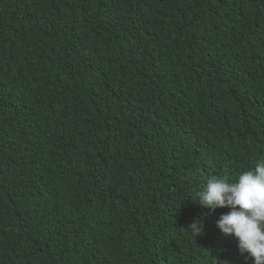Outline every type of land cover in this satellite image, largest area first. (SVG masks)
Listing matches in <instances>:
<instances>
[{
  "label": "trees",
  "instance_id": "obj_1",
  "mask_svg": "<svg viewBox=\"0 0 264 264\" xmlns=\"http://www.w3.org/2000/svg\"><path fill=\"white\" fill-rule=\"evenodd\" d=\"M263 110L264 0H0V264H175L150 233L235 180ZM170 233L182 264H252Z\"/></svg>",
  "mask_w": 264,
  "mask_h": 264
},
{
  "label": "clouds",
  "instance_id": "obj_2",
  "mask_svg": "<svg viewBox=\"0 0 264 264\" xmlns=\"http://www.w3.org/2000/svg\"><path fill=\"white\" fill-rule=\"evenodd\" d=\"M234 122L236 138L251 147L246 155L232 153L234 158L241 156L233 161L243 168L237 172L234 181L211 175L205 185L202 184L177 209L175 222L169 223V228L157 226L150 233L149 241L155 245V249L151 250L153 261L167 259V256L171 262L182 264L177 251L169 255L168 237L174 228L186 224L187 230L196 236L208 231L213 236L216 233L220 236L221 232L234 236L238 250L246 261L251 258L252 264H264V158H258L256 164L248 159L252 153L264 151V117L256 112L236 119L232 124ZM219 208L221 215L218 218ZM203 221L209 226L206 231H203ZM212 226L215 230H211ZM203 246L215 247V241L209 239Z\"/></svg>",
  "mask_w": 264,
  "mask_h": 264
},
{
  "label": "bare ground",
  "instance_id": "obj_3",
  "mask_svg": "<svg viewBox=\"0 0 264 264\" xmlns=\"http://www.w3.org/2000/svg\"><path fill=\"white\" fill-rule=\"evenodd\" d=\"M225 151V150H224ZM59 180V179H58Z\"/></svg>",
  "mask_w": 264,
  "mask_h": 264
}]
</instances>
